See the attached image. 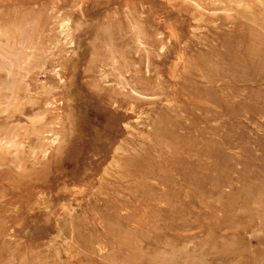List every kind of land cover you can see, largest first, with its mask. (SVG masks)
<instances>
[{"label":"rangeland","instance_id":"374dc122","mask_svg":"<svg viewBox=\"0 0 264 264\" xmlns=\"http://www.w3.org/2000/svg\"><path fill=\"white\" fill-rule=\"evenodd\" d=\"M175 2L0 0V264H264V0Z\"/></svg>","mask_w":264,"mask_h":264},{"label":"bare ground","instance_id":"6f19581e","mask_svg":"<svg viewBox=\"0 0 264 264\" xmlns=\"http://www.w3.org/2000/svg\"><path fill=\"white\" fill-rule=\"evenodd\" d=\"M169 1H170V0H169ZM175 1H176V0H174V2H175ZM191 1H193V2L195 1V2H198V3H200V4H205L207 1H208V2H211V3H212V2H213V3H214V2L219 3V2H221L222 0H191ZM185 2H187V0H183V2H181V3H185ZM171 3H172V2H171ZM175 3H176V2H175ZM196 9H197V8H196ZM56 17H57V16H56ZM129 27H130V26H129ZM198 31H199V30H198ZM125 62H126V61H125ZM119 148H120V147L118 146V147L115 149V152H114L115 154H116L117 150H119Z\"/></svg>","mask_w":264,"mask_h":264}]
</instances>
